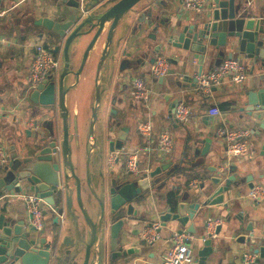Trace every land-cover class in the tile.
I'll return each mask as SVG.
<instances>
[{
	"label": "crops",
	"instance_id": "0c3cea01",
	"mask_svg": "<svg viewBox=\"0 0 264 264\" xmlns=\"http://www.w3.org/2000/svg\"><path fill=\"white\" fill-rule=\"evenodd\" d=\"M85 1L91 2V0ZM166 2L171 7L166 6ZM245 6L258 13L259 10L264 9V0H247ZM210 7H212L211 1L200 11H189L184 8L182 0H140L123 18L115 31L113 42L114 44L119 43L120 51L126 50L131 53L127 60L145 52L141 62L120 73L116 71L118 62L126 58L125 56H119L114 67L112 62L105 59L100 69V76L95 81L97 78L96 64L103 46V36H101L87 57L79 81L65 96V105L69 112L71 159L81 181V198L86 207L90 202L95 203V200L85 181V162H88L92 186L97 191L101 175L103 174V178L110 182L112 177L108 175L109 171L113 170L118 173L122 168L126 170L127 154L143 145V140L137 131L139 119L149 118L152 121L153 145L156 135L161 130H169L173 135L172 151L163 159L157 158L154 151L143 152L139 157V166L148 165L152 168L168 163L167 169L163 170L162 174L170 172L163 180L162 187L152 192L147 198V203L137 205L140 219L133 221L132 226H139L140 232L137 235H128L127 246L134 245L139 248V252L129 254L114 262H109L105 253L104 264H159L173 245V234L180 229L191 236L188 243L192 254L203 246V239L211 235L212 252L207 256L205 264H254L257 262L264 264V258L259 259L256 254L252 262L245 263L243 254L252 253L251 247H248L247 243H243L242 246L241 242L237 241L242 234H248L244 231V227L247 222L251 221L254 225L252 233L258 236L264 218V198L259 203H255L249 196V191L253 186L262 185L264 187L259 178L260 162L264 160L259 155L262 142L256 140L251 131V126L253 123L257 124V121L245 123L246 117L240 118L238 112L242 100L245 99L243 91L259 83L258 78L263 76L264 68L257 66L252 68L250 61L242 59V56L238 54L235 57L242 60L247 74L245 81L240 85L225 82L211 87L210 91L205 93L198 88V82L194 84L196 73L193 71V63L185 66L182 63L183 55L189 54L188 52L167 45L159 33L156 39L152 40L148 37L151 32L150 27L136 28L135 32H131L132 28L138 26L139 16L142 15L143 18L142 28L146 20H151L148 16L149 12L156 15L153 19L154 25L158 20L167 21L175 15L176 11L189 17L208 10ZM62 8V4L56 0H0V11H3L0 14V142L3 144L8 145L17 136L22 135L23 131H16V122L20 121L23 128L30 129L31 120L36 116V106L22 95L25 75L32 57L34 43L40 39L41 34L47 37L50 33L34 25L33 21L43 16L55 18L57 13H61ZM168 14L169 17H166ZM90 38L91 35L84 38L82 47L73 56L71 70L75 71L78 68L82 52ZM44 43L48 45V39H44ZM53 44L49 45L53 46ZM146 47H148L147 50ZM232 50L234 52V49ZM158 54L166 56L169 60L170 58L177 60V63L169 65L174 72L163 76L162 84L158 83V79L149 84V97L145 104L137 102L130 96L131 80L139 76L148 81L149 65L154 56ZM209 56L212 55H207L203 59L202 74L210 71L207 68ZM224 58H227L226 54L222 57ZM62 65L63 60H61L58 74L62 70ZM73 83L74 76L69 74L64 80V87H69ZM260 84L264 86V79ZM96 85H100L104 90L100 95L97 119L90 134L89 127L91 111L95 103ZM178 102H184L191 109L187 121L180 122L173 118V106ZM213 105L219 107L220 115L212 116L208 113ZM74 118L78 123V146L75 145L73 135ZM113 121L120 122V126L127 130V135L132 137L131 140L125 142L124 151H120L118 156H123V159L119 163H115V159H110V152L107 151V142L112 138V135H107V128ZM223 124L231 128L248 129L249 152L246 156L241 158L227 156L223 141L215 133L216 127ZM101 143L103 148L100 147ZM203 147L208 149L206 153L201 154ZM209 166L215 167L216 171L222 170L223 176L231 172L228 168L235 167V172L238 174L236 184L232 183L229 190L224 192L223 202H227L228 206L224 207L222 203L202 206L200 212L189 219L185 225H180L176 220L171 219L166 220L163 225L162 218L168 213L166 204L168 192L173 194L174 200L177 197L175 193L181 195L187 192L190 194L189 202L201 203L215 189L209 184L207 175ZM177 167L180 170L173 172ZM248 175L251 176L252 187L248 186L246 180ZM71 184V208L75 215L74 218L67 213H62L58 215V222H53L54 213L49 211L45 213L43 235L49 240L58 235V238L54 240V243H57L55 245L56 255L50 264H64L63 259L67 255V250H70L72 255L75 249L78 251L74 259L77 264H81L84 244L89 240V228L78 208L73 180ZM3 192H0V207H5L14 216L23 215L27 218L28 214L23 201L19 198L1 197ZM92 204L91 208L88 207V212L91 218L95 219L97 211ZM207 217H218L220 222L208 229L205 226ZM150 220L159 221L160 227L159 237L148 243L141 240L140 233L142 226ZM190 222L195 228L193 233L185 230V226ZM216 225L220 226L217 233L214 232Z\"/></svg>",
	"mask_w": 264,
	"mask_h": 264
},
{
	"label": "water",
	"instance_id": "95a60500",
	"mask_svg": "<svg viewBox=\"0 0 264 264\" xmlns=\"http://www.w3.org/2000/svg\"><path fill=\"white\" fill-rule=\"evenodd\" d=\"M139 1L91 0L89 3L85 1L81 9L78 0H56L63 6L60 14L57 13L55 18L43 16L33 21L34 25L50 33L45 37L52 44L54 43L53 51L55 53L62 51V70L55 76H49L35 89L28 90L26 86L24 87L22 95L36 106V116L31 120L30 129L23 128L20 121L16 122V131L20 130L23 133L7 145V162L0 166V192L12 190L36 192L50 205L44 214L48 211L54 213L53 222H58V215L62 213H67L73 218L75 216L71 208L70 194L73 180L75 199L89 228V240L84 244L81 264H104L105 253L108 261L114 262L139 252L136 246H127L128 235H137L140 232L139 226H132L133 221L140 219L137 205L146 204L147 198L162 187L163 180L170 173L168 171L162 174V171L167 169L168 163L153 166L148 171L145 170V165H141L138 172L131 173L125 170L124 175L119 178L113 177L114 171L110 170L108 173L112 177L110 182L103 178V174L100 177L99 194L92 186L88 162H85V181L95 200L93 206L97 211V216L93 219L82 201L81 181L71 159L69 112L65 105V96L79 81L87 57L101 36H103V46L96 64L95 81L100 76V69L105 59L112 62L114 67L119 56H125L126 58L118 62L116 71L120 73L141 62L145 52L127 60L131 53L126 50L120 51L119 43L113 42L116 29ZM246 2L247 0H212V7L208 10L189 17L176 11L171 19L158 20L154 25L153 19L156 15L149 12L148 16L151 20H146L142 28L143 18L142 15L139 16L137 18L139 24L132 28L131 32H135L136 28L150 27L151 32L148 37L152 40H155L159 33L167 45L188 52L189 54L183 55L182 63L184 66L193 63V71L196 73L194 84L202 73L203 59L207 55H212L208 59L209 70L213 65L219 64L225 54L227 58L240 54L242 59L250 61L252 68L255 66L264 68V9L255 13L245 6ZM166 17H169V14ZM87 35H91V38L82 52L78 68L73 71L71 70L73 56L82 47ZM227 50L228 52H225ZM169 62L175 64L177 60L170 58ZM173 72L171 68L167 71V73ZM69 74L74 76V83L64 87V80ZM263 79L264 74L259 76V83L243 91L245 99L242 100L238 112L240 118L246 117V120L243 118L245 123L257 121V124L253 123L251 126V131L254 138L262 142L259 155L264 159V86L260 84ZM163 80L164 77H159L158 83L162 84ZM103 90L100 85L95 86L90 134L97 119ZM73 135L75 145L78 146L76 118L73 119ZM107 135H112L107 142L109 152L124 151L125 142L132 139L127 135V130L120 126V122L116 121L107 128ZM100 147L103 148L102 143ZM207 149L203 147L200 153H206ZM122 159L123 156H117L115 163H119ZM208 170L209 184L215 189L201 203L189 202L190 194L187 192L181 195L175 193L178 201L175 199L174 205L167 201L168 213L162 218L163 225L170 219L185 225L200 212L202 206L221 203L224 207L228 206L227 202H223L224 192L229 190L232 183L236 184L238 174L235 172V167L228 168L231 172L226 176H223L222 170L216 171L213 166H209ZM259 176L264 184V160L260 162ZM246 180L248 186L252 187L251 176H246ZM28 218L29 216L26 218L23 215L14 216L5 207H0V264H50L54 260L57 244L54 240L58 235L50 240L45 236L39 238ZM253 226V221L247 222L244 231L248 234H242L237 241L241 242L242 246L243 243H247L252 253L263 259L264 218L258 236L252 233ZM219 228L220 226L216 225L214 232L217 233ZM185 230L195 232L193 223L187 224ZM182 232L184 230L177 231V233ZM210 236L203 239V246L192 254L189 264H205L207 256L212 252ZM77 251L75 249L71 255V251L67 250V255L63 259L64 264H77L74 259Z\"/></svg>",
	"mask_w": 264,
	"mask_h": 264
},
{
	"label": "built area",
	"instance_id": "2783aa9c",
	"mask_svg": "<svg viewBox=\"0 0 264 264\" xmlns=\"http://www.w3.org/2000/svg\"><path fill=\"white\" fill-rule=\"evenodd\" d=\"M82 9L85 0H78ZM212 0H182L183 6L189 11H200L206 7ZM3 11H0L2 14ZM169 59L158 54L154 56L149 65V80L135 76L131 80L130 96L132 99L146 103L149 97V84L159 77L167 74L169 69ZM60 68V56L53 51V46L46 45L43 40L37 41L33 45L32 57L29 61L26 75L25 86L28 90L35 89L41 82L49 76H55ZM247 77L245 67L241 59L237 57L224 58L219 64L214 65L210 71L197 78L198 88L208 93L211 87L223 84L225 82L236 85L242 84ZM189 105L184 102L176 103L173 116L177 121L184 122L188 120L190 114ZM208 113L212 116L220 115L217 105L209 108ZM137 131L143 140V145L134 149L127 154L125 167L128 172L136 173L139 170V157L143 152L154 151L157 158L163 159L169 155L173 148V135L169 130H161L154 139L153 145V123L149 118L139 119L137 122ZM216 135L223 141L227 156L241 158L248 154L249 145L247 136L249 131L246 128H231L225 124L217 126ZM115 152V153H114ZM110 152V159H115L119 151ZM7 145L0 142V166L7 162ZM145 170H150L148 165L144 166ZM249 196L255 203H259L264 198V187L255 185L249 191ZM1 197L19 198L25 205V210L29 216V223L35 231H40L44 226V212L50 208L42 197L36 192L29 190L22 191H5ZM220 218L207 217L205 220L208 229L214 224H218ZM159 222L151 220L145 223L141 228V239L151 243L159 237ZM210 233V232H209ZM173 245L163 256L159 264H189L192 251L189 246L191 236L187 233H175L172 236ZM254 254L246 252L243 254L245 263H250L254 259Z\"/></svg>",
	"mask_w": 264,
	"mask_h": 264
},
{
	"label": "rangeland",
	"instance_id": "374dc122",
	"mask_svg": "<svg viewBox=\"0 0 264 264\" xmlns=\"http://www.w3.org/2000/svg\"><path fill=\"white\" fill-rule=\"evenodd\" d=\"M39 38H40V39L37 38V39H38L37 41H41V40L44 41V39L46 40L44 34H41ZM35 40H36V39H35ZM37 41H36V42H37ZM48 42L50 43L49 40H48ZM46 45H47V44H46ZM145 159H146V158H145ZM124 171H125V169L122 168L118 173H115V172H114L112 176H113V177H116V178H117V177L119 178L121 175H124ZM97 191H98V193H99V185H98V190H97ZM99 194H100V193H99ZM91 204H92V202H90V203L88 204V206H87V210H88V211H89V208H88V207L91 208ZM92 206H93V204H92ZM43 221H44V223H45V216H44V218H43Z\"/></svg>",
	"mask_w": 264,
	"mask_h": 264
},
{
	"label": "flooded vegetation",
	"instance_id": "af4514ba",
	"mask_svg": "<svg viewBox=\"0 0 264 264\" xmlns=\"http://www.w3.org/2000/svg\"><path fill=\"white\" fill-rule=\"evenodd\" d=\"M50 38V37H49ZM51 39V38H50ZM58 54H59V56H60V64H61V60H63L62 58H63V54H62V51H59L58 52ZM58 74V73H57ZM137 102H140V101H137ZM140 103H142V102H140ZM141 110V106L139 107V111ZM44 227L45 226H43V228L40 230V231H35L36 232V234H37V236L40 238V237H42V236H44L43 234V230H44Z\"/></svg>",
	"mask_w": 264,
	"mask_h": 264
},
{
	"label": "trees",
	"instance_id": "16d2710c",
	"mask_svg": "<svg viewBox=\"0 0 264 264\" xmlns=\"http://www.w3.org/2000/svg\"><path fill=\"white\" fill-rule=\"evenodd\" d=\"M178 170H180V168L179 167H177V168H175V170H173V172H178ZM173 194L171 193V192H168L167 193V195H166V199H167V201L169 202V203H171V205H174V203H175V200L173 199V196H172Z\"/></svg>",
	"mask_w": 264,
	"mask_h": 264
}]
</instances>
